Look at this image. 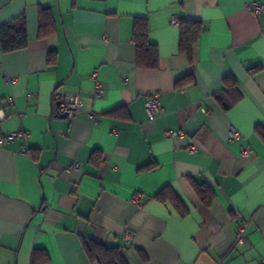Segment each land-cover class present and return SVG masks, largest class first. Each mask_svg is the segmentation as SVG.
Segmentation results:
<instances>
[{
	"label": "crops",
	"instance_id": "0c3cea01",
	"mask_svg": "<svg viewBox=\"0 0 264 264\" xmlns=\"http://www.w3.org/2000/svg\"><path fill=\"white\" fill-rule=\"evenodd\" d=\"M250 1L0 0V25L23 15L28 35L26 48L0 50V130L27 133L0 144V264H98L84 239L129 264H264V0L259 13ZM138 17L154 67L136 60ZM174 18L201 23L191 57ZM226 77L241 97L224 109ZM156 91L163 111L150 118ZM60 93L79 95L83 112L57 115ZM194 184L212 189L210 205ZM166 185L186 214L153 198Z\"/></svg>",
	"mask_w": 264,
	"mask_h": 264
},
{
	"label": "trees",
	"instance_id": "16d2710c",
	"mask_svg": "<svg viewBox=\"0 0 264 264\" xmlns=\"http://www.w3.org/2000/svg\"><path fill=\"white\" fill-rule=\"evenodd\" d=\"M40 13L39 37H45L51 33V22L47 11L41 10ZM179 24L181 26L179 50L191 57L192 46L202 31L201 23L198 20L189 19L179 21ZM133 40L136 45L137 63L149 67L156 66V46L148 40L147 25L144 18H135L133 25ZM27 46V27L23 15L15 17L0 25V50L3 53L20 50ZM223 91L225 100L222 98L221 104L224 109L238 101L241 97L236 80L232 77H226L224 79ZM257 131L261 138L264 139V132L260 130ZM194 188L203 203L205 205H210L214 198L212 189L206 184H194ZM153 198L162 203L167 201L172 202L181 215L187 212L185 205L169 185L160 189ZM83 246L89 258L98 264H129L123 252L118 247L107 246L93 239H84Z\"/></svg>",
	"mask_w": 264,
	"mask_h": 264
},
{
	"label": "built area",
	"instance_id": "2783aa9c",
	"mask_svg": "<svg viewBox=\"0 0 264 264\" xmlns=\"http://www.w3.org/2000/svg\"><path fill=\"white\" fill-rule=\"evenodd\" d=\"M245 7L248 8L251 11H254L255 13H259L262 10V4L260 1H250L245 3ZM172 24L179 25V21L177 19L172 20ZM91 76L94 81V95L99 96L102 93H104L103 84L102 82L97 78V70L94 69L91 72ZM57 101L54 104V111L57 115H62L68 119H71L75 117L76 115L83 112L82 106L83 102L79 95L75 93H60L57 95ZM145 109L148 113V116L150 118H154L155 116L159 115L163 111V107L160 103V93L159 92H152L147 95V98L145 100ZM90 117L93 119L96 118L94 114H90ZM3 118V116L0 114V120ZM169 136H176L177 133L174 131H170ZM239 135V131L235 127L230 128L229 136L230 138L237 137ZM27 133L24 131L19 132H7L6 134H3L0 130V144L6 141L13 140L16 137H21L23 140L26 139ZM27 147L24 145L22 147V152H27ZM250 153L249 149H243L242 154L247 155ZM79 163L74 164V168H78ZM140 199V194H134L132 197L133 202H137ZM246 231V224L240 223L236 230L235 235V244H243L244 242V235ZM133 238V232L131 230H125L123 233V239L127 245H130Z\"/></svg>",
	"mask_w": 264,
	"mask_h": 264
}]
</instances>
